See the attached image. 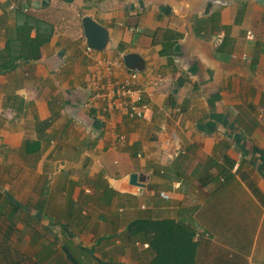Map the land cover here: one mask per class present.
Instances as JSON below:
<instances>
[{
	"label": "crops",
	"instance_id": "obj_1",
	"mask_svg": "<svg viewBox=\"0 0 264 264\" xmlns=\"http://www.w3.org/2000/svg\"><path fill=\"white\" fill-rule=\"evenodd\" d=\"M18 8L54 31L38 58L0 70V193L39 192L28 207L69 223L36 263L148 264L155 252L127 226L151 219L188 225L197 264H264V0H0V53ZM87 14L109 29L106 49L87 45ZM128 52L144 61L146 114L100 117L90 82ZM26 256L0 248V264Z\"/></svg>",
	"mask_w": 264,
	"mask_h": 264
},
{
	"label": "trees",
	"instance_id": "obj_2",
	"mask_svg": "<svg viewBox=\"0 0 264 264\" xmlns=\"http://www.w3.org/2000/svg\"><path fill=\"white\" fill-rule=\"evenodd\" d=\"M16 15L17 30L15 35L8 40L5 50L0 53V70H10L16 67L21 58H38L41 54V47L50 40L54 31L53 25L29 12L21 10V8L17 9ZM32 31H35V36L32 35ZM91 112L93 115L95 114L94 110H91ZM254 190L258 192L256 188ZM0 195L3 198V200H0V219L10 223V228H4L5 239H8V230L10 231L18 221L23 222L26 220V223H24L25 229L34 230L32 234H39L37 224H33L31 220L41 224L39 222L40 219L32 212L25 210L24 205L13 203L3 193H0ZM46 195L47 190L43 189L40 196L46 197ZM32 208L46 214L44 201H39ZM25 214L28 219H24ZM59 225L61 227L63 225V230L69 228V223L67 222ZM45 229L48 230V227L46 226ZM127 232L134 239L140 238L149 242L155 255L148 264H197V245L196 241L192 239L194 233L190 234L191 231L188 230V225L186 224L171 220L136 219L128 224ZM108 237L110 236L98 238L97 243ZM55 241L58 242L56 239ZM56 253V247L50 251H44L43 247L42 250L36 252V258L38 261H42ZM63 256H65L64 258L67 257L65 254ZM69 263L73 264L72 262Z\"/></svg>",
	"mask_w": 264,
	"mask_h": 264
},
{
	"label": "built area",
	"instance_id": "obj_3",
	"mask_svg": "<svg viewBox=\"0 0 264 264\" xmlns=\"http://www.w3.org/2000/svg\"><path fill=\"white\" fill-rule=\"evenodd\" d=\"M249 36L254 37V34L249 32ZM118 71H123L124 75L113 79V75L115 76ZM139 76L138 71L127 69L122 58L106 60L103 69L98 70L90 82L92 100L89 107H95L102 99L107 103L101 107L100 117L106 118L108 113L119 109L131 119L143 118L148 109V102L145 99V87L140 83ZM118 143L120 145L128 143L125 133L118 134ZM161 195L169 198L166 192H162Z\"/></svg>",
	"mask_w": 264,
	"mask_h": 264
},
{
	"label": "rangeland",
	"instance_id": "obj_4",
	"mask_svg": "<svg viewBox=\"0 0 264 264\" xmlns=\"http://www.w3.org/2000/svg\"><path fill=\"white\" fill-rule=\"evenodd\" d=\"M39 195V192H30L27 193V196L23 195L24 200H15L17 204H23L25 206V210L28 212H32L34 215H36L41 222V224H38L35 220H31L33 224H37V228L39 231L38 233L32 234L33 231H29L25 229V224L26 220L23 222L18 221L17 224L9 231L8 230V239H1L0 236V248L4 249H9L12 247H16L19 249L21 252L24 253V255H27L24 260H29L26 261L27 263L31 264H37V258L35 255H32L33 252L37 249H42L44 247V251L52 250L57 248V250H61V245H58V242L55 241V237L58 233L61 232V227L58 226L56 223L59 221V216H58V208L56 207H49L47 209L48 216L46 214L41 213L39 210L36 209H31L28 207V203L30 205H34V201L36 200V197ZM26 197V199H25ZM0 200H2V195H0ZM84 209L87 211L86 207ZM81 215H86L82 209ZM24 219H28L27 215L25 214ZM28 221V220H27ZM4 223V225H3ZM0 221V227L3 228H10V223L7 221L4 222ZM48 227V230L45 229V227ZM24 229V231H23ZM32 238V239H31ZM136 245V244H135ZM34 250V251H33ZM58 255V253H57ZM57 255H54L56 257ZM24 257V256H23ZM20 257H18L19 259ZM19 262H22L18 260ZM98 264V263H96Z\"/></svg>",
	"mask_w": 264,
	"mask_h": 264
},
{
	"label": "water",
	"instance_id": "obj_5",
	"mask_svg": "<svg viewBox=\"0 0 264 264\" xmlns=\"http://www.w3.org/2000/svg\"><path fill=\"white\" fill-rule=\"evenodd\" d=\"M83 32L87 45L95 50H104L110 42L109 29L94 19L91 15L82 17ZM123 60L130 70L141 71L144 68L142 57L135 52H128L123 55ZM25 61V59H21ZM147 177L143 173L133 172L130 175V182L140 187V193L144 192Z\"/></svg>",
	"mask_w": 264,
	"mask_h": 264
}]
</instances>
